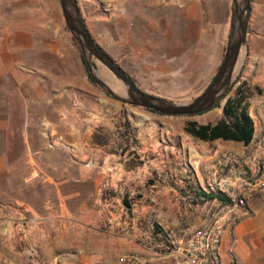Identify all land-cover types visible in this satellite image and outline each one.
<instances>
[{
    "label": "crops",
    "instance_id": "crops-1",
    "mask_svg": "<svg viewBox=\"0 0 264 264\" xmlns=\"http://www.w3.org/2000/svg\"><path fill=\"white\" fill-rule=\"evenodd\" d=\"M108 1H118L126 21L124 57L133 56L141 67L120 64L131 78L148 82L173 74L180 80L189 72L190 65L171 64L185 48L200 46L205 0L182 6L177 0ZM28 4L29 13L0 17V264H122L123 257L176 264L174 250L202 224L204 210L190 165L199 172L223 151L252 154L264 135V0L252 1L236 84L246 83L249 91L252 142L200 141L174 128L178 116L162 115L171 118L165 127L136 135L139 163L132 159L134 146L109 139L119 105L112 115L110 97L95 96L87 75L79 74L77 55L74 69L51 58L60 49L42 47V0ZM212 112L194 118L216 123ZM165 169L177 179L160 176ZM250 209L223 235L227 263L264 264V198L256 196Z\"/></svg>",
    "mask_w": 264,
    "mask_h": 264
},
{
    "label": "rangeland",
    "instance_id": "rangeland-1",
    "mask_svg": "<svg viewBox=\"0 0 264 264\" xmlns=\"http://www.w3.org/2000/svg\"><path fill=\"white\" fill-rule=\"evenodd\" d=\"M29 1L30 0H0V17H4L9 21L12 18L13 10H18L20 12L24 10L26 13H29V8L31 7L30 4H28ZM194 2L195 1L191 3ZM79 5L87 21V25L99 45L119 65L121 64L123 67L127 68L128 62L134 64L135 59L133 56L127 55L126 58L124 57L128 50L120 42L121 35L124 36L126 21L120 16L118 1L114 4H109L108 0H79ZM200 11H202V21L200 25L206 30L202 33L199 42L200 46L198 45L196 48L192 49L182 48L184 49V51H182L184 55L176 56L175 62L172 61L173 63L171 64L172 67H177L182 64H184V66L185 64H187V66L190 65L191 68L189 72L184 74L180 80H176L177 78H175L173 74H169L165 79H158L157 75H153L150 76V81L148 82L143 81L142 78L136 79L138 86L144 92L171 101L182 102L199 96L209 85L224 56L230 27L231 0H205V2L201 4ZM42 47L47 49H60V52L54 53L55 56H51V58L54 57L58 60H64L67 66L73 69L76 68L77 55V59L79 60V74L87 75L88 81L94 87L95 96L110 97L112 115L117 113L114 109V105H119L120 112H118V114L120 118L114 120L115 126L113 129L115 130L110 132L109 139H116V137H119L121 138L122 144L126 142L134 146L135 150H133L132 153H135V155L132 159L139 163L140 157L138 151L142 145L141 141L136 139V135L150 126L161 129L165 127L162 122L164 120H171V118L154 114L143 108L125 105L107 95L95 84V82L93 83L90 80L87 67L82 60L83 54L65 23L59 0H42ZM171 58L173 59V56H171ZM120 60H122L121 63ZM97 66L102 77L109 82L112 81V77L108 71L100 66L99 63ZM135 67L141 70L139 63L136 64ZM225 102L226 100H223L221 102V107L213 109L212 113H214V116H212V121L221 119ZM205 117L206 116L196 118H194V116L175 117L173 119L175 121L174 128L185 130L188 122L194 121L201 124L200 122H205ZM123 119L126 120L124 121ZM121 127L122 129H120ZM179 138L180 137L175 136L173 139L174 143L179 144ZM188 142H190V140H185V143ZM193 154L195 155L196 152ZM196 159L194 157L193 161ZM147 160L146 157L143 161L145 162ZM195 166L196 164H191L188 169L191 175L195 173ZM167 174L172 182L177 179V176L172 175L168 169L160 171L159 173V175L163 177ZM172 177H175V179H171ZM191 204H193V202H191ZM216 212V206H213L212 213ZM191 217L193 220V216ZM204 218L203 212L202 224L185 235L187 238L186 241L191 238L195 230L203 225ZM130 260L135 261L132 258H130ZM120 262L122 264L124 263L122 262V258H120Z\"/></svg>",
    "mask_w": 264,
    "mask_h": 264
},
{
    "label": "water",
    "instance_id": "water-1",
    "mask_svg": "<svg viewBox=\"0 0 264 264\" xmlns=\"http://www.w3.org/2000/svg\"><path fill=\"white\" fill-rule=\"evenodd\" d=\"M65 23L81 50L92 80L117 101L165 116H199L223 101L241 72L247 53L249 23L253 0H231V17L227 44L221 64L209 87L199 96L175 102L144 92L121 66L99 45L88 28L79 0H59ZM105 68L112 81L100 74L97 64Z\"/></svg>",
    "mask_w": 264,
    "mask_h": 264
},
{
    "label": "built area",
    "instance_id": "built-area-1",
    "mask_svg": "<svg viewBox=\"0 0 264 264\" xmlns=\"http://www.w3.org/2000/svg\"><path fill=\"white\" fill-rule=\"evenodd\" d=\"M193 1L177 0V4ZM194 169L193 176L199 183L197 191L220 195L229 202L218 199L202 202L203 225L174 250L176 264H240L235 258L225 262L220 250L225 231L252 214L250 204L256 196L264 198V135L252 154L241 156L223 151L214 166L203 165L199 172ZM213 206L216 213H212ZM122 262L135 264L128 258H122Z\"/></svg>",
    "mask_w": 264,
    "mask_h": 264
},
{
    "label": "trees",
    "instance_id": "trees-1",
    "mask_svg": "<svg viewBox=\"0 0 264 264\" xmlns=\"http://www.w3.org/2000/svg\"><path fill=\"white\" fill-rule=\"evenodd\" d=\"M82 60L85 63L83 55ZM88 76L94 83L89 73ZM238 81L239 78L223 99L226 100V102L223 106V116L221 117V119H219L216 123L208 124H199L198 122L194 121L188 122L185 127V131L189 135L204 142L223 140L243 143L245 145H248L252 142L255 133V126L254 121L249 114V91L246 83H242L241 85L236 87ZM209 85L206 87V89L209 87ZM233 91L234 94L231 95ZM221 102L218 103L215 108L221 107ZM149 112L157 114L153 111ZM196 196L199 202H205L207 200L214 199H218L226 203L229 202L228 199L215 194L205 195L203 193L197 192ZM202 197L204 199H202Z\"/></svg>",
    "mask_w": 264,
    "mask_h": 264
}]
</instances>
